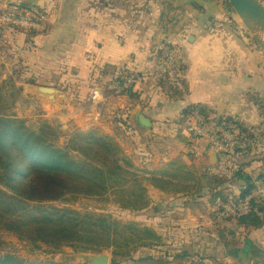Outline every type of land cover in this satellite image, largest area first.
Wrapping results in <instances>:
<instances>
[{
    "label": "crops",
    "instance_id": "0c3cea01",
    "mask_svg": "<svg viewBox=\"0 0 264 264\" xmlns=\"http://www.w3.org/2000/svg\"><path fill=\"white\" fill-rule=\"evenodd\" d=\"M5 1H24L42 7L48 13L47 25L59 16L67 27L64 34L73 35L74 41H69L72 48L80 52L94 51L89 59L92 63L84 57L80 59L78 72L67 75L68 81L79 84L77 88L71 85L69 91L64 90L63 103L41 102L32 94L33 101L30 99L31 102L24 106L28 107V112L35 110L34 106L38 108L32 115L63 125L73 121L81 129L100 127L114 136L140 174L147 175L146 172L181 156L197 174L229 177L226 168H233L235 162H244L248 163L245 169L251 176L261 174L264 177V53L226 9L224 0ZM104 1L109 3L107 7ZM122 5H126V9ZM152 5L158 7L155 15L158 21L153 23ZM131 15L132 19L140 21L149 17V21L142 27L134 20L131 24L127 18ZM107 18L110 22L105 20ZM74 35H78L79 40H75ZM164 43H176L185 53L184 89L179 97L172 96L173 91L159 85L154 77L155 52ZM103 65L110 70L98 71L97 67ZM116 67H123V72L141 73L136 74L139 79L134 88L136 96L114 95L105 89L99 108L96 109L91 101L84 102V83L94 82L97 84L94 88L105 87ZM75 95L79 99H70ZM191 105L206 107L210 120L238 118L253 131L252 151L226 161L204 141L198 140L191 152L189 145L175 139L177 130L184 125L180 123L181 112ZM84 106H89L91 111L82 113L80 108ZM136 107L151 120L149 133L136 125ZM98 111L102 116L100 122L96 120ZM212 152L216 153L215 162H212ZM203 165L202 173L200 167ZM241 186L242 182L229 180L223 188L234 195L239 193ZM209 193L205 187L201 197L188 199L147 186L150 203L144 211L148 215H152L154 209L160 211L159 218L150 219L148 225L152 224L164 243L170 246L180 241L212 242L214 236L217 238L214 231L221 221L217 220L216 201L215 205H210L206 199ZM228 220L235 226L232 229L236 232L230 231L235 239L246 232L255 240L256 247L264 250V223L261 228L245 229L237 226L233 217ZM213 224L218 226L212 229ZM222 248L225 249L224 237Z\"/></svg>",
    "mask_w": 264,
    "mask_h": 264
},
{
    "label": "trees",
    "instance_id": "16d2710c",
    "mask_svg": "<svg viewBox=\"0 0 264 264\" xmlns=\"http://www.w3.org/2000/svg\"><path fill=\"white\" fill-rule=\"evenodd\" d=\"M224 6L232 11L226 0ZM28 81L33 83V80ZM172 91V96H181V92ZM127 94L129 98L136 96L132 89ZM191 109L208 117L206 107L191 105L182 110L181 125ZM239 128L238 147L232 154L219 153L226 161L252 151L253 131L241 122ZM68 135L65 145L60 147L56 129L47 123L30 129L23 119L0 114V231H10L34 247H40L41 243L55 249L70 245L96 253L111 248L110 264H122L121 257H127L142 247H166L167 253H172L168 258L148 255L132 259V264H170L185 253L174 252L152 227L117 221L105 214L81 213L52 205L49 201L66 197L112 196L122 208L136 211L149 206L147 186L188 199L201 197L207 187L210 191L208 202L215 205L217 199L243 198L250 193L254 179L264 178L261 174L251 176L245 169L248 163L244 162H235L233 168L227 167L229 177L197 174L181 156L144 175L136 171L116 139L101 129L92 127L83 131L73 125ZM175 139L193 144L183 135L182 128L177 130ZM229 180L242 182L238 194L231 195L223 188ZM233 219L237 226L245 229L261 228L264 202H252L249 212ZM0 264L61 263L48 260L26 262L7 253L0 255Z\"/></svg>",
    "mask_w": 264,
    "mask_h": 264
},
{
    "label": "rangeland",
    "instance_id": "374dc122",
    "mask_svg": "<svg viewBox=\"0 0 264 264\" xmlns=\"http://www.w3.org/2000/svg\"><path fill=\"white\" fill-rule=\"evenodd\" d=\"M108 5L109 3L104 1V6L107 7ZM122 6L126 9V5ZM157 9L158 7L152 5L151 10L154 17L157 13ZM230 12L231 14L233 13V17L237 18L233 11ZM127 18L130 19L131 24L134 20V23L141 27L145 25L147 20L149 21V17L145 19V21L132 19L133 15ZM105 20L110 22V18ZM50 21L49 25H47L42 32H34L33 34H29L30 32H27V34L14 33L4 36L1 45L2 53L0 54V114H12L17 118L23 119L30 129H37L42 123H47L56 129L57 143L60 147H63L67 142L68 134L73 130V125L76 126L77 129L79 127L73 121H69L63 125L38 118L32 115V112L38 111L36 106H34L35 110L28 112V107L24 108V106L31 102L30 99L33 101L34 98L32 94L23 92L22 84L30 83L28 80H33L31 84L69 91L68 89L71 85L78 86L79 83L68 81L67 75L78 72L80 59L82 61L84 57L92 63V60L89 59L91 58L90 56L94 55V51L84 50L80 52L72 48L69 41H74V39H72L73 35L64 34L67 27L62 24V19L58 16L54 21L53 19ZM151 21L152 23L158 21L157 16ZM74 26L73 24L72 27ZM76 29H78V27ZM69 36H71L70 40ZM74 36L76 38L75 40H79L78 35ZM91 68L94 69L93 67ZM100 69H103V71L110 70V68L105 65L99 68L97 67L98 71ZM116 69L112 74H118L122 72L124 68L116 67ZM133 74L136 75L141 73L134 72ZM107 77H105V79ZM111 78L112 77H110V79ZM95 85L97 84L94 82L84 83V87L82 88L86 94L84 102L89 103L91 101L90 96L93 90L92 88ZM75 97L72 98V96H70V99H79L76 95ZM86 105L88 104L86 103ZM76 107L78 108V105H75V108ZM95 108L97 109L99 106H95ZM80 109L82 113H89L91 111L89 106H84ZM102 111L105 112L103 108ZM82 118L84 117L82 116ZM101 119L102 116L98 111L96 120L100 122L102 121ZM68 123H70V125H68ZM92 127L97 126L79 129L85 131ZM97 128L101 129L100 127ZM204 167L205 165L200 167L202 173ZM208 198L209 196L206 197V199ZM49 202L52 205L71 208L81 213L92 212L96 214H105L117 221L136 222L152 228V224L148 225L150 219L155 221L160 215L158 209H154V211H151L152 215H148L144 209L135 211L122 208L120 204L116 203L112 196H108L107 198L79 196L76 199L66 197L65 199ZM228 219L229 218H224L221 220V223L224 222V226L222 227L220 226L221 223L218 224L219 226L217 225L218 227L214 224L212 226V229L216 227V229H218L214 231L218 240L216 236H214L212 242L198 243L196 241H180L178 244L171 246L174 252H182L185 254L181 259H175V261H170L173 259L168 260L170 264H264V250L256 247L254 244L255 240L252 239L250 235L246 234V232H242L241 236L235 239L234 235L230 234V231L236 232V230L232 229H235V226L233 224L230 225ZM223 237L225 238V249L222 248ZM244 238L248 241L247 245L249 246L247 249L244 244L246 241L242 240ZM0 240V255L7 253L12 254L16 258L23 259L26 262L48 260L61 264H92V256L104 254L108 256V264H110L113 257L111 248L96 253L81 251L70 245H64L55 249L41 243L40 247H34L29 242L20 240L14 233L6 230L0 231ZM166 245L168 246L169 244L166 243ZM167 252H169V250L166 247H142L127 257H121L119 261L122 264H132V259L148 255L168 258V255H172V253ZM204 259H207V261H204Z\"/></svg>",
    "mask_w": 264,
    "mask_h": 264
},
{
    "label": "built area",
    "instance_id": "2783aa9c",
    "mask_svg": "<svg viewBox=\"0 0 264 264\" xmlns=\"http://www.w3.org/2000/svg\"><path fill=\"white\" fill-rule=\"evenodd\" d=\"M49 21L48 13L42 7L24 2H9L0 0V54L2 40L5 35L14 33L42 32ZM154 77L159 85L174 91L184 89L185 53L176 43H164L155 52ZM139 79L131 72L122 71L112 74V78L105 83V87H96L92 90L90 100L95 106L104 101V90L114 95L127 94L133 91ZM240 120L235 117H224L210 120L204 117L197 109H191L186 116L182 127L183 135L190 141L202 140L207 147L217 153L232 154L238 147ZM193 144L189 145L193 152ZM264 202V178L253 180L250 193L243 198H229L227 201L216 200L217 220L238 217L251 209L252 202Z\"/></svg>",
    "mask_w": 264,
    "mask_h": 264
},
{
    "label": "water",
    "instance_id": "95a60500",
    "mask_svg": "<svg viewBox=\"0 0 264 264\" xmlns=\"http://www.w3.org/2000/svg\"><path fill=\"white\" fill-rule=\"evenodd\" d=\"M232 11L238 18L239 23L264 53V0H226ZM23 92L33 94L41 102H64L65 92L59 88L43 86L38 84L23 83ZM136 125L149 133L152 122L145 117L139 107L135 108ZM212 162L216 161V153L212 152ZM249 245L245 244L247 249ZM108 256L104 254L91 257L92 264H108Z\"/></svg>",
    "mask_w": 264,
    "mask_h": 264
},
{
    "label": "flooded vegetation",
    "instance_id": "af4514ba",
    "mask_svg": "<svg viewBox=\"0 0 264 264\" xmlns=\"http://www.w3.org/2000/svg\"><path fill=\"white\" fill-rule=\"evenodd\" d=\"M244 251V250H243Z\"/></svg>",
    "mask_w": 264,
    "mask_h": 264
}]
</instances>
